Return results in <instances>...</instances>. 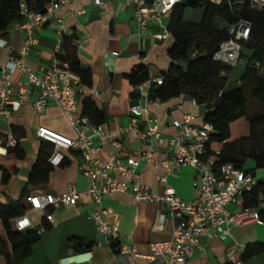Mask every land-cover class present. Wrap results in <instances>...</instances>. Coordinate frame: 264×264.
I'll list each match as a JSON object with an SVG mask.
<instances>
[{
  "label": "crops",
  "instance_id": "1",
  "mask_svg": "<svg viewBox=\"0 0 264 264\" xmlns=\"http://www.w3.org/2000/svg\"><path fill=\"white\" fill-rule=\"evenodd\" d=\"M80 9L85 13L78 14ZM134 10L131 0H104L100 6L94 5L92 0H74L65 4L55 10L51 20L35 27L34 35L38 42L24 56V62L37 72L42 67H49L58 45L62 50V35L75 32L80 63L91 71L90 87L78 94L79 111L82 112L84 97L90 96L96 107L108 116L101 124L110 138L99 141L103 146L100 156L106 158L111 153L112 139L122 142V148L117 153L123 163L138 158L141 152L152 147V159L141 161L138 166L141 179L158 195L163 194L166 186H171L182 198L190 200L198 194L193 184L195 169L184 165L169 173L163 163L162 151L168 147L169 137L177 132L171 120H182L186 113H191L194 115L193 123L201 125L205 123L207 106L184 94L168 101H151L149 110L160 123L163 140L152 144L150 139L140 135L148 125L145 117L134 118L130 112V106L138 102V96H134L136 88L130 83L128 74L139 64L148 66L153 75L166 71L171 64L168 50L174 38L170 30L166 38L162 37V28L154 21H150L148 28L139 33ZM169 20L168 14L164 22L169 24ZM16 23L9 27L7 35L0 32V66L11 57L21 56L25 33ZM226 75L227 88L239 85L240 82H236L239 77L231 79ZM11 80V99H23L24 104L9 116L2 117L0 134L12 133L22 140L15 147L0 150V203L19 201L27 206L24 213L34 223L31 228L45 227V230L32 245L29 255L12 262V246L5 223L0 218V264H168L166 259H152L145 255L122 257L116 253L112 243L97 235L94 220L88 216L92 205L89 196L74 205L49 207L47 210L53 214L55 224L48 222L46 211L30 208L26 199L28 194H58L70 185L85 190L89 178L81 172L83 159L75 149L63 148V161L59 165L49 164L54 145L41 138L37 129L44 127L69 138H76L77 131L63 110L54 103L48 104L40 113L32 111L31 103L38 98L40 89L26 85L20 90L25 80L22 69H16L11 74ZM210 147L217 152L221 150L222 143L212 142ZM42 157L47 158L50 166L47 168V163L44 164L35 182L30 183L32 168ZM244 167L253 168L254 161L248 159ZM263 170H256L258 180H264ZM103 206L109 211L108 219L118 222L124 238L141 253H148L152 242L169 239L172 235L171 219L165 217L161 220L164 211L154 201H139L127 192L116 191L104 198ZM230 208L235 210L237 206L231 205ZM10 223L14 226V218ZM75 239L94 241V244L87 251H79ZM95 241L98 243L95 244ZM251 242L264 243V224L249 222L232 226L225 238L216 234L203 237L201 248L186 264H235L238 261L242 264H264V253L246 261L242 259L247 244Z\"/></svg>",
  "mask_w": 264,
  "mask_h": 264
},
{
  "label": "built area",
  "instance_id": "2",
  "mask_svg": "<svg viewBox=\"0 0 264 264\" xmlns=\"http://www.w3.org/2000/svg\"><path fill=\"white\" fill-rule=\"evenodd\" d=\"M74 0H51L45 11L31 8L26 0L20 3V13L24 20L16 25L25 33V40L21 48L20 57H11L0 66V122L2 117L9 116L18 110L24 100H12L13 91L11 74L18 68L25 75L23 90L26 85H33L40 89L38 98L31 103L32 111L40 113L48 104L59 106L70 123L77 131L76 138H69L39 127V136L54 145V151L49 162L59 165L64 159L63 148L77 150L83 159L80 165L81 172L89 178L88 188L79 190L70 185L62 193H32L26 196L31 209L46 211L45 217L50 224H55L49 207H66L81 202L89 196L92 205L88 216L94 220L97 235L107 242L116 243L115 251L122 257L145 255L152 259H166L168 264H186L201 248L203 237H212L213 234L225 238L230 234L232 226L244 225L249 222L264 224V200L257 207H244L243 195L250 191L259 182L256 172L235 167L232 163H224L217 169L214 167L216 154L207 155L208 142L213 125L205 122L201 125L193 123L194 115L186 113L182 120L173 118L171 124L177 132L169 137L168 147L162 151L163 163L169 173L180 166L190 165L195 169L194 188L197 196L193 199L182 198L171 186H166L163 194H156L142 179L138 166L141 161L152 159L153 148L140 153L136 159L123 163L117 153L122 148V142L112 139L113 150L106 158L100 156L103 146L99 141L110 138L102 124L93 123L90 118L79 111V92L81 77L73 71L67 60L61 58L63 51L58 45L49 67H42L39 72L31 70L24 62V56L38 42L34 35L35 27L47 23L54 16L56 9ZM104 0H92L94 5H102ZM179 0H131L135 6L134 20L139 33H143L150 21L156 22L162 28V37L169 35V26L164 22L172 7ZM219 3L221 0H213ZM257 8H264V0H249ZM84 14L85 10H77ZM251 31V23L241 19L229 27L231 37L220 44L214 54V59L223 64L234 66L241 59V40H246ZM161 84L162 76L150 74V78L140 83L136 90L138 102L130 106V112L137 117H145L147 129L140 132L143 138L150 139L151 143L162 142L160 123L151 115L149 104L150 84ZM144 101V103H142ZM136 121V120H135ZM134 121V122H135ZM22 140L12 133L0 134V150L15 147ZM219 153V151L215 152ZM120 191L131 194L139 201H154L164 212L161 220L169 217L173 223L172 235L169 239L152 242L148 253H141L133 243L128 242L119 229L116 220L108 219L109 211L103 206L104 198ZM235 205L237 209L231 210ZM14 229L25 230L34 227V223L27 213L14 218ZM45 227H40V234ZM98 241H95V244ZM77 256V255H74ZM71 258V257H70ZM235 264H242L241 261Z\"/></svg>",
  "mask_w": 264,
  "mask_h": 264
},
{
  "label": "trees",
  "instance_id": "3",
  "mask_svg": "<svg viewBox=\"0 0 264 264\" xmlns=\"http://www.w3.org/2000/svg\"><path fill=\"white\" fill-rule=\"evenodd\" d=\"M22 0H0V32L7 35L9 27L15 22L24 20L20 13ZM32 9L45 11L51 0H26ZM148 3L153 0H146ZM203 7L201 21L185 18L186 8ZM169 30L174 38L168 50L171 64L166 71L159 73L163 82L150 84L152 101H168L184 94L198 104H206L207 112L204 121L213 125L208 142L207 155L216 154L214 167L217 169L224 163H232L235 167L245 169L248 159L254 161V167L245 169L256 172L264 169V8H257L249 0H179L169 13ZM241 19L251 23L250 35L241 40V58L245 59L246 68L239 80V85L227 88V71L232 66L216 61L213 57L220 44L231 37L229 27ZM78 36L75 32L62 35L61 58L67 60L73 71L81 77L80 86L88 89L91 85V71L82 67L76 45ZM244 48L249 53L244 52ZM150 78V71L145 64L133 68L128 79L137 86ZM251 87L252 97L256 105L248 115L247 97L244 85ZM134 96H138L135 90ZM82 113L88 115L95 124H101L108 118L103 110H99L90 96L83 99ZM243 117L249 120V135L230 139L231 124ZM212 142H221L219 153L211 150ZM48 162L46 157L40 158L33 166L29 182L34 183L37 174ZM50 164V162H49ZM47 163V168H48ZM45 168V169H47ZM264 200V180L243 195L244 207H257ZM27 206L19 201L9 204L0 203V218L5 223L7 237L12 246V262H18L31 252L32 245L40 238L37 229L16 230L10 223L12 218L22 215ZM264 217V211H260ZM79 251L89 250L94 241L75 239ZM115 250L116 243H112ZM264 253L263 242L247 244L242 255L244 261L255 255Z\"/></svg>",
  "mask_w": 264,
  "mask_h": 264
},
{
  "label": "rangeland",
  "instance_id": "4",
  "mask_svg": "<svg viewBox=\"0 0 264 264\" xmlns=\"http://www.w3.org/2000/svg\"><path fill=\"white\" fill-rule=\"evenodd\" d=\"M202 16H203V7L186 8V11H185L186 19H191L193 21L199 22L201 21ZM244 52L249 53L246 48H244ZM245 68H246L245 59L241 58L240 61L236 65L232 66L231 69L227 71V74L231 79H236V77H239L238 79H236L237 81L235 80L236 82H238L241 79V76L243 75ZM244 91L247 97L248 115H250L253 112L252 111L253 107H255L256 105H259V106H263V105L259 104L258 102H255V100L252 97L251 87L249 86L248 83L244 85ZM249 132H250L249 131V120L247 117H243L233 122L230 139H236V138L248 136ZM263 173H264V170H263Z\"/></svg>",
  "mask_w": 264,
  "mask_h": 264
}]
</instances>
